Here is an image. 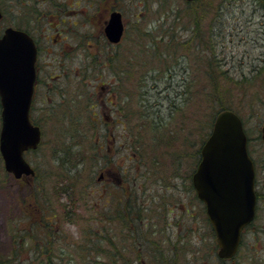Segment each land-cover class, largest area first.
I'll use <instances>...</instances> for the list:
<instances>
[{
    "label": "rangeland",
    "instance_id": "rangeland-1",
    "mask_svg": "<svg viewBox=\"0 0 264 264\" xmlns=\"http://www.w3.org/2000/svg\"><path fill=\"white\" fill-rule=\"evenodd\" d=\"M4 3L5 0L0 1L1 6ZM185 5L184 0H60L59 19L53 17L36 24L34 35L53 54L47 57L42 52L45 63L65 46L60 56L68 71L57 79L54 93L44 86L39 88L32 108L31 119L41 129L42 140L36 151L27 152L24 157L38 173L37 180L26 176L15 179L0 168V179H5L0 182V254L12 255V234L31 232L25 212L28 209L32 218L39 215V210L28 205L41 202L39 198L37 202L32 189L36 181L44 182L49 203H59L55 231L59 230L62 238L55 241L54 251L60 254L61 263L107 264L109 259L105 256L117 250L113 252L108 243L101 247L105 259L93 251L87 259L77 256L80 253L76 252L75 243L80 241L81 233L86 235L97 223L114 227L108 218L115 214L118 199H124L122 191L128 189L136 204L145 207V215L152 216L147 221L159 231L152 242L163 251L164 264H218L216 250L208 256L210 243L202 237L204 228H208L201 225L194 190L185 188L191 183L189 177L199 159L201 137L211 132L217 115L209 75L225 84L231 78H251L260 69L261 74L251 80L250 88L256 94L252 102L241 98L243 92L239 96L224 95L222 102L240 114L251 156L260 167V174H264V144L259 139L264 120V7L253 5L252 0H203L192 7L202 18L193 29L195 24L189 16H194L185 13ZM15 8L7 6L6 18L0 21V34L6 27L21 23L11 11ZM112 9L122 13L125 24L123 40L114 46L105 44L101 35ZM45 11L54 13L50 8ZM86 16L90 20L84 19ZM27 20L22 19L23 26H35ZM55 25L58 27L52 29ZM49 38L60 43L46 41ZM57 63L59 58L45 67L52 76L62 75ZM215 68L226 71V78L216 76ZM54 82L50 81L52 85ZM193 89L198 96L192 100ZM151 126L155 132L150 131ZM144 147L155 153L146 155ZM62 161L64 169H72L71 177L80 172L77 181L58 185L65 189L64 194V189L62 193L60 189L56 190L59 193L53 192L57 178L52 172L62 169ZM125 167L127 178L123 176ZM100 174L104 175L101 180ZM62 178L67 182L66 176ZM72 189L75 192L66 195ZM82 189L85 197L79 194ZM102 197L107 201L102 202ZM60 203L67 205L65 210L71 212L73 219L61 218L64 208ZM46 217L52 219L49 213ZM184 233L191 243L186 242L181 252L178 235ZM26 239L23 248H18L21 258L35 259L31 251L43 243L31 236ZM245 240L250 249L243 251L250 257L241 252L233 264H264V234L249 231ZM85 243L89 247L94 244L89 238ZM117 243L124 256L138 263L136 241L123 243L120 239ZM173 243L176 248L167 251ZM146 250L149 249L144 247L143 255H147ZM145 259L147 264H154L149 257Z\"/></svg>",
    "mask_w": 264,
    "mask_h": 264
},
{
    "label": "water",
    "instance_id": "water-1",
    "mask_svg": "<svg viewBox=\"0 0 264 264\" xmlns=\"http://www.w3.org/2000/svg\"><path fill=\"white\" fill-rule=\"evenodd\" d=\"M123 32L122 14L112 11L104 26L106 39L117 44ZM35 61L36 47L29 34L6 27L0 36V155L5 171L16 179L35 174L24 153L37 149L41 141L39 127L29 118ZM261 139L264 142V120ZM191 181L217 237L218 257L231 258L241 230L255 212L253 162L242 121L234 112L225 110L216 115Z\"/></svg>",
    "mask_w": 264,
    "mask_h": 264
},
{
    "label": "trees",
    "instance_id": "trees-1",
    "mask_svg": "<svg viewBox=\"0 0 264 264\" xmlns=\"http://www.w3.org/2000/svg\"><path fill=\"white\" fill-rule=\"evenodd\" d=\"M201 1H203V0H197L194 2H187V5H185V7H186L185 13L187 12V13H190L189 15L194 16V18H190V16H189V19L192 22H194V24H195V26H193V29L198 27V24L202 18L197 13V10L195 11L192 7L196 6ZM254 1L258 2V0H254ZM10 2H12V1L11 0H5V3L3 4V6H1V4H0V10L3 14L2 19L4 16L6 18L5 13H6V9H7L8 5H9V7L10 6H16L15 10L14 11L11 10V11L17 17H19V19L21 20V23H18V24L15 23V26H12V27H14L16 29L23 30L29 34L31 32L30 30L32 29V27L30 29L27 26H23L22 19L28 18L27 22L36 26L37 23L38 24L45 23L47 19H51L53 17H57L59 19V16H60V12H58V10H57V7H60V0H16V2H17L16 4H11ZM258 6L264 7V4L263 5L258 4ZM46 8H50L51 10L54 11V13H50L48 11H45ZM39 17H42L43 19H41ZM177 18H179V14L177 15ZM61 23H62V20H61ZM96 44H98L97 41H96ZM197 51H200V50H197ZM103 59H104V61L107 60L105 58V56ZM99 65H101V64H99ZM208 65L210 66V63ZM217 67H219V66H217ZM213 72L216 76H219V77L226 78V76H227V72L222 70V69H219V68L213 69ZM257 74H261L260 69L257 70L256 74L254 73V75H252L251 78L242 77V78H238L237 80H234L231 78L225 84L223 83V81L218 80L217 78H214V77L209 75V78L211 77V79L209 81L211 83L210 84V93L215 98V102H216L215 110L217 111V114L221 111H224V110H230V111H233L234 113H236L238 116H240V114L238 113L237 110L223 104L224 101L222 102V100H224V95L235 93L239 96V93L243 92L244 96L241 98L247 97L249 99V101L252 102L256 98V94L254 92V89L250 88L251 87V80H255V75H257ZM205 87H206V85H203L202 89H204ZM189 89H192V88L189 87ZM197 94H198V92H195L193 89V95L190 94V96L192 95L191 99L193 100L194 98H196L198 96ZM187 103H190V100H188ZM173 106H174V108H176V104H174ZM34 124H36V123H34ZM133 126H134V124H133ZM136 126L138 127V124H136ZM151 128H152V130H150V129L149 130L151 132H153V131L155 132L153 126H151ZM209 134L210 133H208V134L204 133V135H202L201 140H200L201 146L204 143V141L206 140V138L209 136ZM156 136L157 135L155 134L154 137H156ZM169 136H171V135H169ZM259 139H260V136H259ZM136 141L139 144V141L137 138H136ZM130 148H134V146H132V147L130 146ZM141 149L143 151L142 147H141ZM144 150L147 152L146 155H148L150 150L146 147H144ZM155 150L156 149H154V151ZM150 153L153 154L155 152H150ZM198 153H199V159L196 162L197 164L200 160V149H199ZM83 157L84 156H82L81 160L83 159ZM177 157H182V156L177 155ZM66 163H67V160H66ZM2 164H3V162H2V158L0 156V168L4 174L9 175L8 173H6L4 171ZM61 164L63 165L61 170L57 171L56 174H53V172H52V175L54 176V178H57L56 179V185H54L55 180L53 183V192H55V193H59L56 191L58 189H60L61 193L63 192V189H64L63 187L58 188V185L60 183H66L67 185H69L70 183H72V181H77L79 179V176H80V172L76 171L74 174V177H71L70 172H72V169H70V168L68 170L64 169L63 161L61 162ZM197 164H196V166H197ZM196 166L194 167V170H195ZM178 169H180V168L178 167ZM64 170H66V171H64ZM73 170H75V165H73ZM179 173H180V170H178V174ZM4 174H3V177L5 176ZM191 175H190L189 179L191 178ZM64 176H66L67 182H63L62 177H64ZM123 176L125 178H127V176H128V168L127 167L124 168ZM58 177L61 178V181L59 180ZM175 177H177V175ZM32 178L34 180H37L38 173L36 172V170H35V175ZM187 179L188 178L184 179L183 181H185ZM2 180L4 183L5 179H0V182H2ZM43 186H44V182H43V184H40V182L36 183V181H35L34 185H32V189L35 191V195L34 194L33 195H34V197H37L35 199L37 200L39 198V199H41V202H39V204H36V205L28 204L30 206V208H32L33 210H35V211L39 210V215L36 214V217L32 218V214H28V213H30V211L28 209L25 212V217L28 219V224L30 227L29 230L31 232L28 233V231L25 230V231L16 232V234L11 235L10 238L12 239V242H13L15 248L11 250V252H13L11 256H7L6 254H0V264H65V263H61L62 259L60 258L61 257L60 254L56 255V253L54 251L55 241L60 240L62 238V236L59 235V230L56 229V231H55V225L57 223L56 222V220H57L56 219V217H57L56 212H58V209L60 208L59 203H57V206H56V204H52V203H49L47 201V199L49 200V198L47 197L46 194H44ZM187 189H188V191L193 190V186L190 182L188 183V187H186L185 190L187 191ZM73 192H75V189L69 190L68 192H66L67 193L66 195H69ZM80 192H79V194L81 196L83 195V197H85L84 190L82 189ZM122 192H123V194L125 193L124 199H123V197H121L119 199L117 198L118 201L116 204L115 214L108 218V221L113 223L114 227L110 226L108 228L106 225L104 226L103 224L97 223L96 228H91L90 230H88V233L86 235L84 233H81L80 241L77 240V242L75 243L77 245L75 247V250H76V252L80 253V254H77V256H79V257L84 256L87 259V256L89 255V253L91 251H93L96 253V255L102 254L103 255L102 257L104 258V256H105L103 254L104 251L101 247H103L102 244H104V242H105V243L109 244L108 247L111 250H113V252L115 249H117L114 253L110 252L108 255L105 256L106 258L109 259L107 264H147V260L145 259V256L149 257L150 261L152 263L154 262V264H164V262L161 260V258H162L161 255L163 256V251L158 250L157 245L155 246V243L152 242V237L155 236V234L157 236L159 231H158V229H156V230L154 229V227L152 226V222L147 221V218L151 215H148V214L145 215V213L143 212L145 207L143 206V204L141 206L136 204L135 197H133L131 195L130 190L128 191V189H127V191H122ZM64 193H65V189H64L63 194ZM79 199H81V198H79ZM79 199L77 201L79 203H81V201ZM101 200H102V202L107 201V200L105 201V197H102ZM101 200L99 199L97 202L100 203ZM38 201L39 200H37V202ZM75 202L72 203V205L75 206ZM84 204H86V203H84ZM62 206L64 208V212L62 214H59V215H61V218L62 219H64V218L73 219L72 217H70L71 212H68L65 210L67 205H62ZM74 206H73V208H74ZM77 208H78V205H77ZM61 210H63V209L61 208ZM46 211L49 213V215L52 216L51 220H48V218L46 217V215L48 214ZM147 213L151 214V211H148ZM74 215H78V214L75 213ZM115 221L117 222V224L115 223ZM189 230H191V229H189ZM204 230L205 231H203L202 237L208 238V241L210 243L209 248L211 250L210 254L208 256L211 257V256H213V251L215 252V250H216V248L214 247L213 241H212V232L209 229L207 230L204 228ZM197 234H200V230H198ZM184 235L186 237V233H184ZM28 236L35 237L36 239L37 238L40 239L41 242L43 243V245L37 246L31 251V254L33 253L32 256L35 259H33L31 257L30 259L26 260L24 258H21V252L22 251L19 250L18 248H20V249L23 248L24 241L27 240L26 238ZM88 238L94 243V244H91L90 247L87 246V243H85V241ZM178 238H179L178 239L179 242H181L182 239H184L183 235H180V234L178 235ZM118 239L119 240L120 239L125 240L126 242H127V240H131L133 243L136 241V243L139 246L138 247V254H139L138 263L136 260H130L127 256H124L123 253L120 252V250L118 248L119 246H117L120 243V242L117 243L119 241ZM185 239H186L187 243L190 242V241L188 242L187 238H185ZM115 240H116V242H115ZM149 243H151L152 245H150ZM187 243H186V246H187ZM98 244L100 246H98ZM130 244H132V243H130ZM156 244H158V243L156 242ZM68 245H70V244L68 243ZM125 247H126V245H123L122 250H125ZM144 247L149 249V250L145 251L147 253V255L142 254ZM171 247H172V250H173V248L175 249L176 244L173 243L171 246H168L167 251H171ZM181 247H182V244H181ZM27 250L28 249H26L25 251H27ZM183 251L181 249V252H183ZM61 253H63V252H61ZM193 254L190 255V257H193ZM66 255H68V254L66 253ZM25 256H28V255L26 254ZM170 256L171 255H169V257ZM73 257L74 256H72L71 258H73ZM75 257H76V255H75ZM165 257H167V256H165ZM35 260H39V262L34 263L33 261H35ZM29 262H33V263H29ZM78 263L79 264H87V263H85V261H81V262L79 261Z\"/></svg>",
    "mask_w": 264,
    "mask_h": 264
},
{
    "label": "flooded vegetation",
    "instance_id": "flooded-vegetation-1",
    "mask_svg": "<svg viewBox=\"0 0 264 264\" xmlns=\"http://www.w3.org/2000/svg\"><path fill=\"white\" fill-rule=\"evenodd\" d=\"M113 10H115V9L110 10V12ZM85 18H88V20H90V18L87 16L84 17V19ZM93 19H95V18H93ZM37 26L38 25L33 26L32 29L30 30L31 31L30 36L33 38V41H34V44L36 47V51H37L36 63H35L36 79H35L34 92H33V97H32L31 112H32V108L34 107V102H35L39 88L44 86V87H46L47 91L53 90V93H54V91H55L54 89L56 88L57 79L61 78L65 71H68L67 65L64 64L65 61L63 59H61V56H60V54H61V52L65 46H61L59 48L57 54H55V56H53V58H50V60H48V61L52 63L57 58H59L60 63L59 64L57 63L56 66H58L59 71L62 73V75L52 76L51 74H49V71L45 67H49L51 65H49V62L45 63V57L46 56L42 52L44 51L45 53H47V57H48V55L50 56L52 54L51 53L52 51L50 52V50H48L45 46L41 45V42L39 40L40 38L38 39V37H37L38 35L37 36L34 35V33H36V29H37L35 27H37ZM57 27H58V25H55L53 28L52 27L51 28L56 29ZM101 35L104 38L105 44L110 45L104 36L103 30H102ZM58 36L60 37V35H58ZM46 41H49L51 43H56V44L60 43L56 39H51V38L46 39ZM111 46H114V45H111ZM43 60H44V63H43ZM54 80H55V82L53 83L54 85H52V83H50V81H54ZM101 86H103V85H101ZM101 88H103V87H101ZM247 148H248V154L252 159V162L254 165V172H255V179H254V191H255V197H256V199H255L256 200L255 201V203H256L255 215H254V219L249 224H247L245 227H243V229L241 230L237 251L233 257H231L229 259H222V258L218 257L219 246H218V242H217V237H216L214 229H213V227H212V225H211V223L207 217L205 204L197 198L196 192L195 191L193 192L195 195V199H196L197 203H199V206H200L199 214L201 217V223H202L201 225H202V227H207L212 232V241H213L214 247L216 248V257H217L218 264H233L234 261L236 262L239 259L238 256L241 255L240 254L241 252H243L245 255V251H243V249L244 250L250 249L249 245L247 247L246 240H245L249 231H252L256 235L261 234V233L264 234V174H260L261 169L257 165V163L255 162V160L252 158L249 145H247ZM198 223H199V220H198ZM183 238L184 239H182V241H181L182 251L185 250V247H186L185 235H183ZM248 254L249 253H247L245 255L247 258L250 257V255H248Z\"/></svg>",
    "mask_w": 264,
    "mask_h": 264
},
{
    "label": "bare ground",
    "instance_id": "bare-ground-1",
    "mask_svg": "<svg viewBox=\"0 0 264 264\" xmlns=\"http://www.w3.org/2000/svg\"><path fill=\"white\" fill-rule=\"evenodd\" d=\"M252 3H253V5H255V4H262L263 5L264 1L263 0H258V2H255V1L252 0ZM123 243H127V242L125 240H123Z\"/></svg>",
    "mask_w": 264,
    "mask_h": 264
}]
</instances>
